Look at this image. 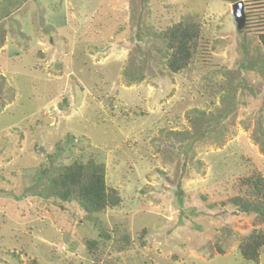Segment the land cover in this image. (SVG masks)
I'll return each instance as SVG.
<instances>
[{"label":"rangeland","instance_id":"1","mask_svg":"<svg viewBox=\"0 0 264 264\" xmlns=\"http://www.w3.org/2000/svg\"><path fill=\"white\" fill-rule=\"evenodd\" d=\"M238 1L0 0V264H264L239 250L264 224L230 203L264 176V51ZM183 20L203 49L172 73L157 34ZM91 159L118 206L37 194Z\"/></svg>","mask_w":264,"mask_h":264},{"label":"trees","instance_id":"2","mask_svg":"<svg viewBox=\"0 0 264 264\" xmlns=\"http://www.w3.org/2000/svg\"><path fill=\"white\" fill-rule=\"evenodd\" d=\"M243 3L247 17L244 31L248 33L257 28L259 43L264 51V0H247ZM157 36L165 45L166 66L172 73H180L189 67L203 49L202 24L199 22L179 21L159 32ZM257 131L259 134L253 135V138L264 152V128ZM53 172L49 174L45 170L39 174V182L46 180V187L38 195L65 203H77L83 211L90 214L104 213L109 207L118 206L121 202L117 192L107 188L104 165L93 159L58 166ZM239 187L243 194L230 199V203L239 212L254 215L255 223L264 224V176L255 171L242 178ZM262 249V228L253 229L239 245L241 257L254 263H259Z\"/></svg>","mask_w":264,"mask_h":264},{"label":"water","instance_id":"3","mask_svg":"<svg viewBox=\"0 0 264 264\" xmlns=\"http://www.w3.org/2000/svg\"><path fill=\"white\" fill-rule=\"evenodd\" d=\"M233 21L239 31L244 30L246 26V11L243 1H238L232 5L231 9Z\"/></svg>","mask_w":264,"mask_h":264}]
</instances>
